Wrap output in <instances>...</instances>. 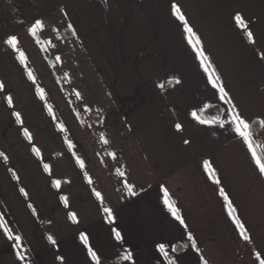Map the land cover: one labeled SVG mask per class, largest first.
Listing matches in <instances>:
<instances>
[{"label": "crops", "instance_id": "obj_1", "mask_svg": "<svg viewBox=\"0 0 264 264\" xmlns=\"http://www.w3.org/2000/svg\"><path fill=\"white\" fill-rule=\"evenodd\" d=\"M0 86V264L264 262V0H0Z\"/></svg>", "mask_w": 264, "mask_h": 264}, {"label": "snow or ice", "instance_id": "obj_2", "mask_svg": "<svg viewBox=\"0 0 264 264\" xmlns=\"http://www.w3.org/2000/svg\"><path fill=\"white\" fill-rule=\"evenodd\" d=\"M172 11H173V14L176 15L179 20H181V21L185 20L184 16L181 14L180 9L178 8L177 5H175V4L172 5ZM235 19H236V21L238 23H241V19L242 18H241V16L239 14H237ZM36 26H42V22L39 21V20L35 21V24L33 25V28H30L29 31L33 32V29ZM241 26H243V24H241ZM184 29H185V32L189 34V43H192V37L194 36V33L192 32V29L189 27V25L186 22L184 23ZM248 36L251 39V33H248ZM6 43L10 44L13 48H15V46H16V37H14V36L9 37L8 40L6 41ZM196 43H199L198 39H197ZM206 59H207L206 57H202V66H203V60H206ZM205 71L206 72L208 71L207 67L205 68ZM209 80H210V82L213 83V86L215 87L216 85H215V82L212 81L211 75L209 76ZM0 87H2V86H0ZM220 91L223 92V88H221ZM225 95H226V93H225ZM10 102H11V100L9 98V103ZM16 115H17V117H19V114H16ZM193 116H195V113H193ZM202 122H204V121H202ZM233 122L238 125L237 128H236V131L245 139V142L248 144L249 151L252 153V158H253L255 164L257 165V167L259 168L260 173L264 174V162L261 161V159L258 157L257 153L253 150V146L250 143V141L248 140V137L245 136V134L241 131V127L248 128V123L244 119H242L238 114L233 116ZM176 127H177V129H179L181 126L179 124H177ZM104 142L107 143L106 140ZM185 143H187V141H185ZM207 164H208V162L205 161V165H207ZM45 167H47V165ZM129 190L131 191V188H129ZM96 195L99 196L100 194L97 193ZM221 195H224L223 190H221ZM225 199H227V197H225ZM165 203L167 204L168 202L165 201ZM169 207H170V210L173 211V215L175 216L176 215L175 210L171 209L170 205H169ZM104 211L106 213H110L109 209H104ZM72 218H74V217H72ZM176 219L180 220V217L176 216ZM181 223H183L182 220H181ZM236 223L241 228V231H242V234H243V225H240L238 220L236 221ZM115 236H116L117 240L120 239L119 232H115ZM9 238H11V235H9ZM243 238L245 240L248 239L247 236H244ZM16 239L19 240V237H16ZM49 239H51V237H49ZM189 239H191V236L189 237ZM159 248H160L161 251H163L164 245H162V244L159 245ZM18 255H19V253H18ZM89 255H91L93 257V259L96 258V254L94 252H92L91 249H89ZM262 264H264V262H262Z\"/></svg>", "mask_w": 264, "mask_h": 264}, {"label": "trees", "instance_id": "obj_3", "mask_svg": "<svg viewBox=\"0 0 264 264\" xmlns=\"http://www.w3.org/2000/svg\"><path fill=\"white\" fill-rule=\"evenodd\" d=\"M62 34H63V32H62ZM209 111H210V109H205V110L202 109V110H199L198 111V115L200 117L204 118V119H212V115L209 114L210 113ZM258 127H259V122H257V121L252 122L248 126L247 130H248L250 136H253L256 133Z\"/></svg>", "mask_w": 264, "mask_h": 264}]
</instances>
